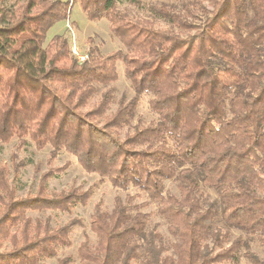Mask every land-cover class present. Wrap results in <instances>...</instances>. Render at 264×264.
Segmentation results:
<instances>
[{
  "label": "trees",
  "instance_id": "16d2710c",
  "mask_svg": "<svg viewBox=\"0 0 264 264\" xmlns=\"http://www.w3.org/2000/svg\"><path fill=\"white\" fill-rule=\"evenodd\" d=\"M9 1L0 0V144L50 151L22 198L0 164V264H47L71 245L80 220L54 228L27 215L70 213L93 196V186L48 190L69 165L54 166L61 152L124 195L110 210L93 205L94 244L85 238L56 264H264L230 232L264 246V0H180L178 10L163 2L148 6V18L115 0ZM75 3L88 21L105 19L124 50L102 56L88 38L78 62L63 36L45 42ZM118 63L130 98L111 86ZM144 95L148 121L137 113ZM10 162L17 169L15 155ZM152 203L154 212L142 211Z\"/></svg>",
  "mask_w": 264,
  "mask_h": 264
},
{
  "label": "rangeland",
  "instance_id": "374dc122",
  "mask_svg": "<svg viewBox=\"0 0 264 264\" xmlns=\"http://www.w3.org/2000/svg\"><path fill=\"white\" fill-rule=\"evenodd\" d=\"M13 1L7 2L4 6H9L13 3ZM115 1L118 9L127 12L133 17L142 18H148L149 11L147 8L149 5L159 6L161 3L165 2L167 4H174V7L178 10L180 9L181 4L180 0H141L140 6H132L124 0ZM69 13L70 15L67 21L56 23L49 30L45 42L55 35H60L66 38L70 48L75 45L82 54H86L88 49L87 41L88 38H90L92 39V46L97 47L102 56L117 50H124L120 42L111 35L108 29V23L105 19H101L97 22L88 21L77 3L71 6ZM157 26L163 28L165 25L163 22L157 21ZM117 73L118 80L111 85L115 89L114 91L116 97L123 95L126 98H130L133 95V92L130 88L129 82L124 78L123 65L121 63L117 64ZM150 98L151 95H144L137 109V113L146 121L155 118V115L151 113L148 108V100ZM49 151V147L38 151L29 141L21 145L20 141L17 139H13L8 144H0V164L8 167V178L18 197L22 198L27 194L34 193L40 174L47 169L46 158ZM12 155H15L17 169H14L10 162V157ZM66 163H69L67 169L61 175H58L48 181V190L59 192L63 189L69 188L71 185L81 186L83 189L93 186L94 194L86 205H79L70 213H27V215L32 218L45 219L48 217L50 219L51 226L54 228L62 226L74 218L81 221V224L74 226L70 232L71 245L69 247L59 248L56 258L45 261L47 264H56V260L58 258L67 255L75 256L79 243L85 238H87L91 244H94L95 235L89 230V216L92 212L93 205L100 200L103 202V206L107 210H110L114 196L116 194L124 195V192H120L119 190L111 187L108 182H99L97 175L85 173L78 165L75 158L65 152H61L53 164L54 166L62 167ZM166 187L174 191V186L171 183L166 182ZM130 191L134 192V190ZM209 196L210 198L215 197L213 193H210ZM145 200L146 198L143 197L138 199L137 202L141 203ZM155 209L156 204L152 203L143 207L142 211L154 212ZM150 222L157 224V230L164 236H167L166 224L161 217L153 214L150 216ZM230 232L232 237H244L248 241L249 250L256 253L259 259L264 261V246L260 245L255 240L249 239V237L245 236L239 230L230 229ZM2 249L7 250L8 248H6L5 245ZM75 264H78V260H75ZM239 264L249 263L242 257L240 258Z\"/></svg>",
  "mask_w": 264,
  "mask_h": 264
},
{
  "label": "built area",
  "instance_id": "2783aa9c",
  "mask_svg": "<svg viewBox=\"0 0 264 264\" xmlns=\"http://www.w3.org/2000/svg\"><path fill=\"white\" fill-rule=\"evenodd\" d=\"M71 54L77 59L78 62H83L87 59V55L82 54L75 45L71 47Z\"/></svg>",
  "mask_w": 264,
  "mask_h": 264
}]
</instances>
